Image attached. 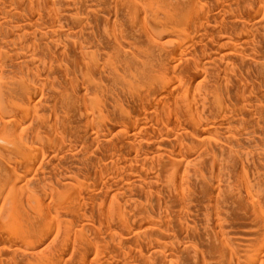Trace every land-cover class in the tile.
Segmentation results:
<instances>
[{
  "label": "bare ground",
  "instance_id": "6f19581e",
  "mask_svg": "<svg viewBox=\"0 0 264 264\" xmlns=\"http://www.w3.org/2000/svg\"><path fill=\"white\" fill-rule=\"evenodd\" d=\"M2 197L0 264H264V0H0Z\"/></svg>",
  "mask_w": 264,
  "mask_h": 264
},
{
  "label": "rangeland",
  "instance_id": "374dc122",
  "mask_svg": "<svg viewBox=\"0 0 264 264\" xmlns=\"http://www.w3.org/2000/svg\"><path fill=\"white\" fill-rule=\"evenodd\" d=\"M0 199H2V200H4V198L2 197V198H0ZM1 200V201H2ZM0 201V203L1 204H3L2 202ZM4 204H6L5 206H2V209H0L1 210V215H3L2 217H5L6 216V214L5 213H8V211H9V205H8V203H4ZM3 204V205H4ZM8 206V208H6ZM0 208H1V205H0ZM5 214V215H4Z\"/></svg>",
  "mask_w": 264,
  "mask_h": 264
}]
</instances>
